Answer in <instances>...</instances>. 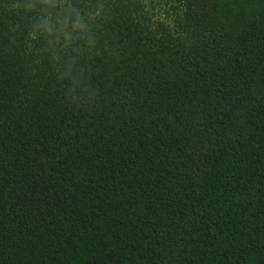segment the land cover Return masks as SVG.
<instances>
[{"label": "trees", "instance_id": "16d2710c", "mask_svg": "<svg viewBox=\"0 0 264 264\" xmlns=\"http://www.w3.org/2000/svg\"><path fill=\"white\" fill-rule=\"evenodd\" d=\"M168 1L0 0V264H264V0Z\"/></svg>", "mask_w": 264, "mask_h": 264}, {"label": "rangeland", "instance_id": "374dc122", "mask_svg": "<svg viewBox=\"0 0 264 264\" xmlns=\"http://www.w3.org/2000/svg\"><path fill=\"white\" fill-rule=\"evenodd\" d=\"M144 2H147V4H149V6H151L150 8L154 7L155 11L158 13V14H164V10H166L169 6V1L168 0H143ZM232 1L233 3L235 2L236 5L234 7V12L232 11L233 7L230 8L229 5L227 4L226 8L222 9V17H233V15H237L238 14V11H239V6H238V1L239 0H230ZM247 8V6H246ZM246 8L244 11H242V15L244 16L246 14ZM157 15V14H156ZM161 15V16H162ZM125 33H123L122 36L126 35L127 34V31H124ZM113 34L110 33L108 36H106L104 38L105 40V43H111V42H115V41H110V39L112 37L114 38H118L117 35L115 36H112ZM112 36V37H111ZM135 40L133 38H128L126 40V42L124 43H121V45H123L124 47L123 48H120L118 52L115 53V51H113L112 53L109 52L108 56H107V60H122L123 57L127 56L128 54H131L133 53V51L136 49L135 47L138 46L136 44H134ZM145 57H148L146 54L143 53V59H146ZM137 57H133L131 59V61H135Z\"/></svg>", "mask_w": 264, "mask_h": 264}]
</instances>
